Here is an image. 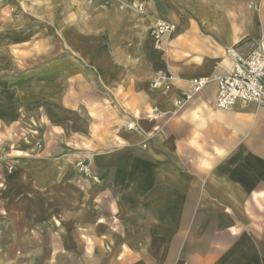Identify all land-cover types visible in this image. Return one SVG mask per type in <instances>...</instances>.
Returning <instances> with one entry per match:
<instances>
[{
	"label": "crops",
	"instance_id": "0c3cea01",
	"mask_svg": "<svg viewBox=\"0 0 264 264\" xmlns=\"http://www.w3.org/2000/svg\"><path fill=\"white\" fill-rule=\"evenodd\" d=\"M157 23L174 26L160 49ZM261 43L264 0H0V122L113 133L92 166L115 197L107 220L84 211L59 239L53 214L30 209L0 264H264V106L219 110L213 82L228 49ZM159 71L176 77L167 92L150 87ZM197 78L210 81L186 101Z\"/></svg>",
	"mask_w": 264,
	"mask_h": 264
},
{
	"label": "rangeland",
	"instance_id": "374dc122",
	"mask_svg": "<svg viewBox=\"0 0 264 264\" xmlns=\"http://www.w3.org/2000/svg\"><path fill=\"white\" fill-rule=\"evenodd\" d=\"M44 59L40 64L53 62L52 56L46 55ZM35 60L31 63L38 66L39 61ZM9 77L1 75L0 84L6 85ZM52 77L41 80L46 84L43 91L49 95L55 92ZM34 83L38 84V79ZM37 92L40 93V89ZM39 99L40 96L37 101ZM59 134L63 133L58 129L57 121L41 116L29 121L0 122V241L7 236L20 237L16 233L17 224H31L30 214L23 217L30 209L36 210L41 223L47 222L48 213L53 214L49 216L53 222L57 219L55 239L61 235L58 231L63 227L59 226L64 222L72 225L78 217L87 216L84 211L101 207L103 219L110 217L109 208L115 197L106 193L108 188L94 173L93 153L97 154L98 150L92 143L98 140L106 147V141L113 133L107 134V139L96 133H75L67 137ZM43 238L48 239V233Z\"/></svg>",
	"mask_w": 264,
	"mask_h": 264
},
{
	"label": "built area",
	"instance_id": "2783aa9c",
	"mask_svg": "<svg viewBox=\"0 0 264 264\" xmlns=\"http://www.w3.org/2000/svg\"><path fill=\"white\" fill-rule=\"evenodd\" d=\"M93 0H86L91 2ZM257 9V5H253ZM134 9L141 11L140 7ZM174 29L172 24L157 23L149 31L155 43L154 46L160 49L162 46V38L165 34H169ZM227 54L232 61L231 71L219 74L213 77L216 83L215 106L217 109L229 110L237 103L243 106H264V46L258 44L253 50L246 55L241 54L237 49L230 48ZM176 77L168 75L164 72L155 73L150 81L151 89H159L167 92L171 87V82ZM207 78L190 79L187 83L190 86V92L183 94L186 101L195 93L201 91L209 83ZM175 105L180 106L181 101H175ZM160 114L153 111L151 120H156ZM87 175H89L87 173ZM95 180V178H94Z\"/></svg>",
	"mask_w": 264,
	"mask_h": 264
}]
</instances>
